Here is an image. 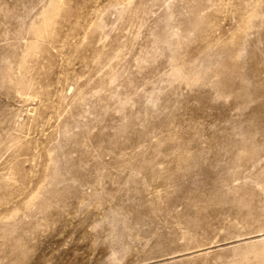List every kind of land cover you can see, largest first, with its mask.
Masks as SVG:
<instances>
[{"label": "rangeland", "instance_id": "1", "mask_svg": "<svg viewBox=\"0 0 264 264\" xmlns=\"http://www.w3.org/2000/svg\"><path fill=\"white\" fill-rule=\"evenodd\" d=\"M0 264H264V0H0Z\"/></svg>", "mask_w": 264, "mask_h": 264}]
</instances>
